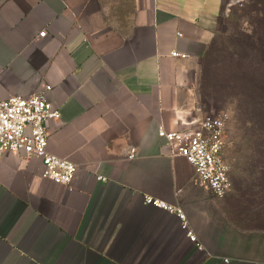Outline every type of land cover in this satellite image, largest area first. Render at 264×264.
<instances>
[{"label": "crops", "instance_id": "1", "mask_svg": "<svg viewBox=\"0 0 264 264\" xmlns=\"http://www.w3.org/2000/svg\"><path fill=\"white\" fill-rule=\"evenodd\" d=\"M223 2L0 0V100L49 85L45 148L76 166L64 185L0 155V264H264V180L214 198L157 133L203 116L188 65ZM145 196L179 205L195 240Z\"/></svg>", "mask_w": 264, "mask_h": 264}, {"label": "built area", "instance_id": "2", "mask_svg": "<svg viewBox=\"0 0 264 264\" xmlns=\"http://www.w3.org/2000/svg\"><path fill=\"white\" fill-rule=\"evenodd\" d=\"M241 1L224 0L222 11L227 12L233 4ZM43 34L40 32V35ZM172 55L185 57L177 52H172ZM48 86L43 85L27 95L13 94L0 100V155L9 151L17 157H36L43 165L45 178L66 185L74 176L75 164L45 148L48 122L59 117L58 108L44 97ZM225 123L223 114L207 112L188 128L167 131L159 126L157 132L164 154L184 157L193 166L198 181L214 198H221L231 190L230 168L224 157L227 147ZM135 154V147H129L127 158L132 159ZM144 202L174 213L187 237L195 240L179 205L151 196H145Z\"/></svg>", "mask_w": 264, "mask_h": 264}, {"label": "rangeland", "instance_id": "3", "mask_svg": "<svg viewBox=\"0 0 264 264\" xmlns=\"http://www.w3.org/2000/svg\"><path fill=\"white\" fill-rule=\"evenodd\" d=\"M217 28L206 55L188 65L190 84L204 113L226 118L224 157L232 182L239 175L264 180V137H255L261 131L251 128V122L264 120V114L245 96L243 83L252 80L248 70L244 72L257 55L252 40L264 39V0L233 4L221 14ZM252 114L256 119H250Z\"/></svg>", "mask_w": 264, "mask_h": 264}, {"label": "trees", "instance_id": "4", "mask_svg": "<svg viewBox=\"0 0 264 264\" xmlns=\"http://www.w3.org/2000/svg\"><path fill=\"white\" fill-rule=\"evenodd\" d=\"M256 40V39H255ZM264 39H258L256 41L252 40L251 49L254 50L255 55L254 60L245 68V73L247 70L252 78L250 81L244 83L245 96H249L251 104L254 107H258L262 114H264ZM260 114V113H256ZM252 114L251 120L256 119L257 115ZM247 121H244L246 123ZM258 128L261 132H257L255 137H264V120L258 121L254 120L251 122V128Z\"/></svg>", "mask_w": 264, "mask_h": 264}]
</instances>
